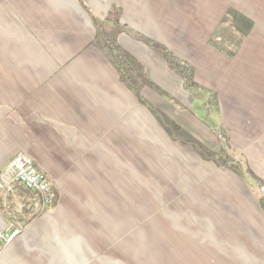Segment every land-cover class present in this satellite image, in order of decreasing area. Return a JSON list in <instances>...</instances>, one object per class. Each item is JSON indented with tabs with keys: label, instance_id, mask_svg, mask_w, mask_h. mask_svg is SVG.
<instances>
[{
	"label": "crops",
	"instance_id": "obj_1",
	"mask_svg": "<svg viewBox=\"0 0 264 264\" xmlns=\"http://www.w3.org/2000/svg\"><path fill=\"white\" fill-rule=\"evenodd\" d=\"M19 153L55 203L16 215L0 264H115L133 185L155 182L173 185L168 262L264 264V0H0V180ZM25 194L0 190V232Z\"/></svg>",
	"mask_w": 264,
	"mask_h": 264
},
{
	"label": "rangeland",
	"instance_id": "obj_2",
	"mask_svg": "<svg viewBox=\"0 0 264 264\" xmlns=\"http://www.w3.org/2000/svg\"><path fill=\"white\" fill-rule=\"evenodd\" d=\"M162 97L166 103L173 102V95L166 90L163 91ZM190 108L189 112L202 123L208 124L220 138L222 132L218 125L210 120L209 107L200 103L191 105ZM166 118V122L171 121ZM230 155L232 158L235 157L233 154ZM153 179L156 180L154 177ZM141 186L133 185V199L131 206L128 205V212H131L128 214V218L131 217L129 225L126 230L122 226L123 228L117 232L115 264H173L168 262L172 261L174 255H178L173 245V200L162 198L164 194L172 195L173 185L155 182L148 184L147 188L142 186L145 189ZM140 195L144 197L143 200ZM177 232L174 234H178ZM112 251L114 250L111 248V255ZM182 254L188 253L182 251Z\"/></svg>",
	"mask_w": 264,
	"mask_h": 264
},
{
	"label": "built area",
	"instance_id": "obj_3",
	"mask_svg": "<svg viewBox=\"0 0 264 264\" xmlns=\"http://www.w3.org/2000/svg\"><path fill=\"white\" fill-rule=\"evenodd\" d=\"M20 187L29 193L22 201L15 203L14 212L10 211L12 221L0 232L4 244L11 243L21 234V227L16 224V215L25 212L35 216L55 203V194L48 177L40 171L26 155H15L6 165L0 180V190L5 194Z\"/></svg>",
	"mask_w": 264,
	"mask_h": 264
},
{
	"label": "trees",
	"instance_id": "obj_4",
	"mask_svg": "<svg viewBox=\"0 0 264 264\" xmlns=\"http://www.w3.org/2000/svg\"><path fill=\"white\" fill-rule=\"evenodd\" d=\"M107 44H108L107 45L108 55L111 58L113 63L115 61L122 60L128 65H132L133 70L138 72V74H141L142 67L140 66V64L132 56H130L128 53H126L124 50H122L118 46L115 38L112 37V38L108 39ZM165 58H166L167 62L172 64L171 70L177 76H179L183 80H191L193 78L194 70L187 63L178 60L174 55H172L169 52H166ZM141 77L144 79V75H142ZM25 193H26L25 194L26 196L29 195V193L27 191H25Z\"/></svg>",
	"mask_w": 264,
	"mask_h": 264
},
{
	"label": "water",
	"instance_id": "obj_5",
	"mask_svg": "<svg viewBox=\"0 0 264 264\" xmlns=\"http://www.w3.org/2000/svg\"><path fill=\"white\" fill-rule=\"evenodd\" d=\"M256 185L259 187L261 193L264 195V188L260 187V184L259 183H257Z\"/></svg>",
	"mask_w": 264,
	"mask_h": 264
}]
</instances>
